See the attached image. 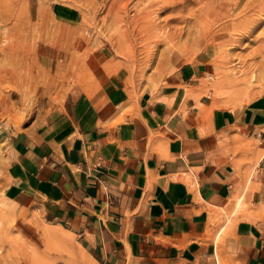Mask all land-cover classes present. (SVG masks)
Returning a JSON list of instances; mask_svg holds the SVG:
<instances>
[{
  "label": "crops",
  "instance_id": "crops-1",
  "mask_svg": "<svg viewBox=\"0 0 264 264\" xmlns=\"http://www.w3.org/2000/svg\"><path fill=\"white\" fill-rule=\"evenodd\" d=\"M202 72L136 99L110 75L2 136L35 260L48 221L87 264H264V93L211 111Z\"/></svg>",
  "mask_w": 264,
  "mask_h": 264
},
{
  "label": "rangeland",
  "instance_id": "rangeland-1",
  "mask_svg": "<svg viewBox=\"0 0 264 264\" xmlns=\"http://www.w3.org/2000/svg\"><path fill=\"white\" fill-rule=\"evenodd\" d=\"M109 1L11 0L12 5L15 4L13 7L14 12L21 16L20 21L24 29L20 35L19 47L21 49L19 48L20 51L14 55V57L17 55L14 64L20 66L17 67V74H13L14 76L9 75V77H6L7 81L5 78L0 82L1 85L3 83L2 86L0 85V106L3 105L0 107V259H2L3 264L88 263L81 250L70 244L66 232L61 228L52 226L53 223L48 221L43 226L59 232L61 237L59 241L49 240L43 234L41 227L38 228L42 232L43 236L41 238L46 240V244L42 248L44 256L39 260H35L38 258V254L42 252L33 250L32 246L26 241L25 232L19 227L26 221L31 226L32 216L31 213H27L25 210L20 213L22 216L19 215L13 206V174L11 165L4 156L2 149L6 141V137H2L4 134L15 133L28 126H37L68 92L76 90L92 94L100 87L101 80L104 77L116 74L123 78L124 85L131 92L133 98L136 99L145 92L158 98L162 89L180 86L179 83L169 84V81L177 78L187 65L197 63L203 70L200 95H208L206 99L211 101L209 107L211 111L219 108L233 109L237 106H246L264 93V12H261L262 15L259 14L261 19L252 29V35L246 38L239 48L231 49L233 62L228 66L229 68L225 69L214 65L212 62L211 33H209L211 31L204 32L206 29L205 24L207 22L211 24V5H207L206 0L185 1L186 6L190 4L188 6L192 7L187 6L186 9L201 11L200 13H202L201 16L197 17V20L191 19L188 24H180L181 21H177L176 24V20L166 19L170 14L168 10L159 12L154 19L155 22L162 24L160 29L152 35L144 34L142 36V34L135 33L132 38L133 43L129 45V51H132L130 55V52H128L130 59L125 57L127 56L125 53L128 51V45L119 43L121 46L118 47L119 45L116 44L118 42L117 37L120 38V30L123 31L124 25L118 23L113 14H108L107 18L106 12L112 0ZM142 1L144 0H122L116 7L117 9L126 8L125 11L128 13L126 17L128 15L131 17L136 14L134 12H137L143 6ZM245 1L242 0L241 3L244 4ZM138 2L139 4H137ZM135 3L139 5L138 9H136ZM242 4L232 11L233 15L236 16L238 13H242L240 12L243 7ZM206 8H209V11ZM227 10H229V4L226 5L225 12ZM245 11L244 15L252 16L253 14L256 16L253 10L246 9ZM103 16H105L104 21ZM255 16H253V19L258 18V16ZM112 17H114L116 23ZM145 19L147 18L138 16L136 23L142 24ZM225 19H228V17ZM165 20L169 21L166 22ZM26 21L28 22L26 23ZM181 25L183 26L181 27ZM161 27L163 28L161 29ZM0 30H2V26H0ZM172 32L176 33L177 36L174 37ZM164 33L165 35H163ZM116 34L118 36L113 37ZM154 35L158 36L156 37L159 41ZM172 37L174 38L172 39ZM166 40L168 41L166 42ZM114 42L116 45L113 44ZM147 43L149 44L147 45ZM174 43L177 44L173 45L172 48ZM24 44H27V46ZM260 47H263L262 50H258L261 49ZM121 48H126V51L121 50ZM123 50L125 53H123ZM133 50L135 53H133ZM95 55L101 58L95 60ZM237 56L243 59L240 65L237 62ZM101 59L104 61H100ZM74 60L78 61L80 66L76 80L71 77L70 71L73 62H75ZM231 69L254 70L257 72L258 77L252 79L246 86L241 83L242 86L239 85L237 88L240 87V89L235 92L236 88L230 86L232 80L230 77L233 76L225 75ZM31 75L35 76L31 78ZM16 79L18 82L15 81ZM4 109L6 110L4 111ZM263 153L264 149L259 152L257 157L259 158ZM73 235L77 241V235L75 233ZM41 244H43V241ZM31 254H35L34 260L28 258Z\"/></svg>",
  "mask_w": 264,
  "mask_h": 264
},
{
  "label": "bare ground",
  "instance_id": "bare-ground-1",
  "mask_svg": "<svg viewBox=\"0 0 264 264\" xmlns=\"http://www.w3.org/2000/svg\"><path fill=\"white\" fill-rule=\"evenodd\" d=\"M18 1V0H16ZM85 1V0H84ZM89 1V0H88ZM104 1V0H103ZM111 1V0H110ZM109 1V2H110ZM122 0H112L110 3V7L108 8L107 12H106V16L108 14L112 15L115 17V19L118 20V23H123L124 25V29L123 31L120 30V38L117 34L113 37H117L118 42H116L117 46L120 47L121 45L119 43H123L128 45L127 50L126 48H121L124 49L126 51L123 50V53H125V57H127L128 59H130V54H132V51H129V45L131 43H133L132 38L133 36H135V33H139L142 34V36L145 35H152L153 33H156L159 29L160 26L162 25L160 22H155V16L159 13V12H164L166 10H168L170 12H168V17H166V19H171L170 21H175L177 24V21H181L179 22L180 24L182 23H186L188 24V22L191 19L197 20L198 16H201L202 13H200L201 11H193L192 9H186L187 6L185 5V3L187 2V0H146V2L142 1L144 4L143 6L138 9L139 2L136 4L135 3V7L137 10V12H134L136 14H133V16L130 17V15H128V17H126V15L128 14L127 11H125V9H117L116 5L121 2ZM186 1V2H185ZM190 1V0H189ZM188 1V3H190ZM197 1V0H196ZM199 1V0H198ZM242 0H206V2L208 3L207 5H211V24L209 22H207L205 24L206 29L204 30V32H208L211 31L209 33H211V52L213 54V64L220 67V68H229L228 66L231 65V63L233 62V58L231 56V49L232 48H236L244 42V40L246 38H249L250 35H252V29L259 23L260 21V13L264 12V0H246L244 2V4L241 3ZM24 2V1H23ZM108 2V1H107ZM133 3V2H132ZM131 3V4H132ZM107 4V3H106ZM120 4V3H119ZM229 4V10H227L225 12L226 9V5ZM240 4L243 5V7L240 9V12L242 13H238V15H233L232 11L239 7ZM15 5V4H14ZM14 5H12L11 0H0V26H2V30H0V82L5 79L6 77H9V75H13L15 74L17 71V67L14 62L16 60V57H14V55L20 51L18 50L20 47V35L21 33H23V26L22 23L20 21V17L19 14L14 12ZM88 5V4H87ZM133 5V4H132ZM131 5V6H132ZM90 6H92L90 4ZM113 6V7H112ZM204 6V5H203ZM108 7V6H106ZM120 7V6H118ZM134 7V6H133ZM190 7V6H188ZM88 8V7H87ZM122 8V7H121ZM192 8V7H190ZM114 9V11H113ZM134 9V8H133ZM135 9V10H136ZM207 10L209 8H206ZM253 10L254 14H256V16H258L257 19H253V15H244L246 13L245 10ZM17 10V8H16ZM196 10V9H195ZM91 11V10H90ZM209 11V10H208ZM203 12V11H202ZM252 12V11H251ZM244 13V14H243ZM204 14V13H203ZM262 15V13H261ZM45 16H47L45 14ZM138 16L140 17H145L147 19H145V22L143 20V23H136V20L138 18ZM167 16V15H166ZM204 16V15H203ZM255 16V17H256ZM112 17V19L114 18ZM228 19H225L227 18ZM254 17V18H255ZM40 18V17H39ZM108 18V16H107ZM159 18V17H157ZM23 19V18H21ZM26 19V18H25ZM105 19V16H103V21ZM165 19V18H164ZM163 19V20H164ZM27 20V19H26ZM38 20V19H37ZM41 20V19H40ZM114 20V19H113ZM24 21V20H23ZM102 21V22H103ZM106 21V20H105ZM115 21V20H114ZM166 21V20H165ZM169 20H167L166 22H168ZM28 21H26L27 23ZM165 22V23H166ZM104 23V22H103ZM116 23V21H115ZM178 23V24H179ZM105 24V23H104ZM185 24V25H186ZM25 25V24H24ZM102 25V24H101ZM183 25H181L182 27ZM26 27V26H25ZM176 27V26H175ZM195 27V26H194ZM120 28V27H119ZM163 27H161L162 29ZM26 29V28H25ZM28 29V28H27ZM121 29V28H120ZM177 30V28H175ZM179 29V28H178ZM182 29V28H181ZM180 29V31H181ZM184 29V28H183ZM188 30V28H187ZM186 30V31H187ZM192 30V29H191ZM179 31V30H178ZM179 31V32H180ZM46 32V31H45ZM164 32V31H163ZM199 32V31H198ZM25 33V31H24ZM54 33V32H53ZM56 33V32H55ZM171 33V32H169ZM46 34V33H45ZM159 34V33H158ZM162 34V31H161ZM174 34V32H172V35ZM53 35V34H52ZM61 35V34H60ZM138 35V34H137ZM136 35V36H137ZM160 35V34H159ZM165 35V33L163 34ZM167 35V34H166ZM177 34L175 33L173 36L176 37ZM139 36V37H142ZM157 36V35H156ZM155 35L154 37L157 38ZM161 36V35H160ZM159 36V38H160ZM23 37V35H22ZM55 37V36H54ZM111 37V36H109ZM138 37V36H137ZM150 37V36H149ZM172 37V39L174 38ZM25 38V37H24ZM47 38V36H46ZM136 38V37H135ZM147 38V37H146ZM151 38V37H150ZM154 38V40L156 41V39ZM34 39V38H33ZM32 39V41H33ZM58 39V38H57ZM170 39V38H169ZM22 40V39H21ZM110 40V39H109ZM112 40V39H111ZM110 40V41H111ZM114 40V39H113ZM158 40V38H157ZM163 40V39H162ZM160 40V41H162ZM23 41V40H22ZM61 41V40H60ZM71 41V40H70ZM154 41V42H155ZM159 41V40H158ZM157 41V42H158ZM168 40H166L167 42ZM27 42V41H26ZM113 42V41H112ZM115 42L113 44H115ZM150 42V41H149ZM156 42V43H157ZM24 43V42H23ZM33 43V42H32ZM159 43V42H158ZM157 43V44H158ZM22 44V43H21ZM56 44V43H55ZM62 44V43H61ZM115 44V45H116ZM149 43H147L148 45ZM177 43L172 44V48L173 45H176ZM23 45V44H22ZM25 46H27V44H24ZM114 45V46H115ZM30 46V45H28ZM32 46V45H31ZM57 46V45H56ZM106 46V45H104ZM150 46V45H149ZM262 46V45H261ZM22 47V46H21ZM24 47V46H23ZM61 47V46H60ZM85 47V46H84ZM110 47V46H109ZM132 47V46H131ZM130 47V50H131ZM146 47V46H145ZM242 47V46H241ZM26 48V47H25ZM151 48V47H150ZM171 48V47H170ZM261 48V47H260ZM263 48V47H262ZM258 49V50H262ZM21 49V48H20ZM27 49V48H26ZM30 49V48H29ZM83 49V48H82ZM86 49V47H85ZM120 49V48H119ZM256 49V48H255ZM23 51V50H22ZM27 51V50H26ZM31 51V50H30ZM35 51V50H34ZM79 51V50H78ZM84 51V50H83ZM146 51V50H145ZM85 52V51H84ZM128 52L129 55H128ZM32 53V52H31ZM133 53L134 50H133ZM138 53V52H137ZM24 54V53H23ZM35 54V53H34ZM147 54V53H146ZM19 55V54H18ZM22 55V54H21ZM28 55V54H27ZM135 55V54H133ZM26 56V55H25ZM30 56V55H29ZM34 56V55H33ZM137 56V55H136ZM70 57V56H69ZM133 57V56H131ZM15 58V59H14ZM126 59V58H125ZM212 59V58H211ZM236 59H238V63L239 65L243 62V59L239 56L236 57ZM18 60V59H17ZM35 60V59H34ZM131 60L135 61V59ZM22 61V60H21ZM75 61V60H74ZM128 61V60H127ZM20 62V61H19ZM27 62V61H26ZM87 62V61H86ZM91 62V61H90ZM130 62V60H129ZM132 62V61H131ZM137 62V61H136ZM211 62V63H212ZM16 63V62H15ZM24 63V60H23ZM29 63V62H28ZM66 63V62H65ZM133 63V62H132ZM135 63V62H134ZM138 63V62H137ZM9 64V65H8ZM39 64V63H38ZM70 64V62H69ZM82 64V63H80ZM94 64V63H93ZM121 64V63H120ZM141 64V63H140ZM8 65V66H7ZM18 65V64H17ZM26 65V64H25ZM87 65V64H85ZM84 65V66H85ZM137 65V64H136ZM35 66V65H34ZM20 67V66H19ZM18 67V68H19ZM79 65H78V61L73 62L72 67H71V77H73V79H77L78 78V69H79ZM89 67V66H88ZM87 67V68H88ZM133 67V66H132ZM241 67V66H239ZM82 68V67H81ZM132 69V68H131ZM241 69V68H240ZM19 70V69H18ZM22 70V69H21ZM129 70V69H128ZM25 71V70H24ZM22 72V71H21ZM30 72V71H29ZM37 72V71H36ZM20 73V72H19ZM18 73V74H19ZM25 73V72H23ZM80 73V72H79ZM91 73V72H90ZM17 74V73H16ZM29 74V73H28ZM33 74V73H32ZM39 74V73H38ZM61 74V73H60ZM228 76L232 75L231 82H230V86L231 87H235L236 90L235 92H237L239 88H237L239 85H241V83H244V86H246V84H249V82L252 81V79L254 80L255 78L258 77V74L256 71L254 70H238V69H231L230 71H228L227 73H225V75ZM238 74V75H237ZM20 75V74H19ZM18 75V76H19ZM237 75V76H236ZM14 76V75H13ZM17 76V75H16ZM15 76V77H16ZM35 76V75H31V78ZM25 77V76H24ZM28 77V76H27ZM81 77V76H79ZM10 79H12L10 77ZM72 79V78H71ZM7 81V78H6ZM5 81V82H6ZM17 81V79L15 80ZM4 82V83H5ZM14 82V81H11ZM10 82V83H11ZM18 82V81H17ZM16 82V83H17ZM35 82V81H34ZM53 82V81H52ZM9 83V82H8ZM21 83L19 82V85ZM1 85V84H0ZM3 85V83H2ZM1 85V86H2ZM6 85V84H5ZM11 85V84H10ZM15 85V84H14ZM0 86V87H1ZM12 86V85H11ZM16 86V85H15ZM242 86V85H241ZM14 87V86H13ZM17 87V86H16ZM30 87V86H29ZM47 87V86H46ZM6 88V87H5ZM20 88V87H19ZM13 89V88H12ZM5 90V89H4ZM32 90V89H31ZM20 91V90H18ZM19 93V92H18ZM6 94V93H5ZM26 97V95H25ZM6 98V97H5ZM3 105H1L0 107H2ZM5 106V105H4ZM6 107V106H5ZM4 107V108H5ZM11 109V108H10ZM2 110V108H1ZM6 109H4L5 111ZM15 110V109H13ZM12 110V111H13ZM3 111V112H4ZM7 211V210H6ZM5 213V212H3ZM38 224V223H37ZM36 225V224H35ZM38 226V225H37ZM43 234L45 235V237H47L49 240H53V241H59L60 239V234L59 232L46 228V227H41ZM42 233V232H41ZM31 253V252H30ZM35 254H31L30 257H34Z\"/></svg>",
  "mask_w": 264,
  "mask_h": 264
}]
</instances>
